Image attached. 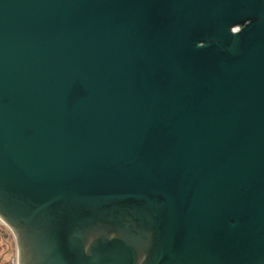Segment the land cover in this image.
I'll return each instance as SVG.
<instances>
[{
  "label": "water",
  "instance_id": "95a60500",
  "mask_svg": "<svg viewBox=\"0 0 264 264\" xmlns=\"http://www.w3.org/2000/svg\"><path fill=\"white\" fill-rule=\"evenodd\" d=\"M0 219L18 264H264V0H0Z\"/></svg>",
  "mask_w": 264,
  "mask_h": 264
},
{
  "label": "rangeland",
  "instance_id": "374dc122",
  "mask_svg": "<svg viewBox=\"0 0 264 264\" xmlns=\"http://www.w3.org/2000/svg\"><path fill=\"white\" fill-rule=\"evenodd\" d=\"M15 242L3 227H0V264H11L15 254Z\"/></svg>",
  "mask_w": 264,
  "mask_h": 264
},
{
  "label": "built area",
  "instance_id": "2783aa9c",
  "mask_svg": "<svg viewBox=\"0 0 264 264\" xmlns=\"http://www.w3.org/2000/svg\"><path fill=\"white\" fill-rule=\"evenodd\" d=\"M0 227H3L5 230H7L8 233L11 235V237L14 239V236H13L11 230L5 225V223L1 219H0ZM11 264H18L16 249H15L14 258L12 259Z\"/></svg>",
  "mask_w": 264,
  "mask_h": 264
}]
</instances>
